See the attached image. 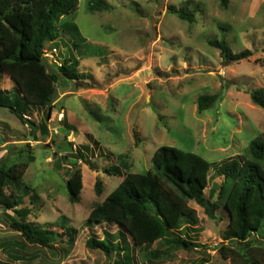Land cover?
Wrapping results in <instances>:
<instances>
[{
	"label": "rangeland",
	"instance_id": "obj_1",
	"mask_svg": "<svg viewBox=\"0 0 264 264\" xmlns=\"http://www.w3.org/2000/svg\"><path fill=\"white\" fill-rule=\"evenodd\" d=\"M106 1L111 9L89 12L86 0H77L63 21L74 23L78 34L65 30L44 45L48 70L75 58L78 71L87 75L85 83L59 77L48 105L27 108V119L45 131L32 132L8 108L0 107V164H26L14 186L22 197L16 208L25 209L26 221L51 223L61 233L48 246L32 243L8 227L0 209V262L229 264L230 259L216 249L221 242L240 254L244 250L241 243L222 240L227 217L221 208L210 219L195 201H187L197 221L183 222L178 233L191 237L198 245L193 249L172 248L163 240L136 246L119 236L116 225L87 227L85 221L90 208L121 180L104 170L116 164L118 154L126 155L130 171L143 172L152 168L151 156L159 145L217 162L245 153L249 141L263 135L264 109L252 102L248 91L264 89V0H229L226 8L218 0ZM183 4L194 13L193 22L168 9ZM221 37L233 52L250 49L252 55L224 59L207 42ZM94 47L100 51L89 54ZM0 88H12L3 71ZM213 93H220L221 99L198 112V95ZM74 167L82 173L78 203L69 202L66 188ZM209 175L205 193L214 191L216 199L223 178ZM96 177L102 181L100 195L94 191ZM6 213L20 219L21 214L12 210ZM60 217L75 229L72 240L57 227ZM104 232L120 243L119 251L109 255L86 246L89 235L101 237ZM249 246L256 249L253 255L264 256V245L256 235L249 237ZM154 249L158 257L149 254ZM232 259L233 264L243 261L240 256Z\"/></svg>",
	"mask_w": 264,
	"mask_h": 264
},
{
	"label": "trees",
	"instance_id": "obj_2",
	"mask_svg": "<svg viewBox=\"0 0 264 264\" xmlns=\"http://www.w3.org/2000/svg\"><path fill=\"white\" fill-rule=\"evenodd\" d=\"M218 1L221 7L228 6L229 0ZM76 2L0 0V72H5L12 81L11 89L0 88V107L8 108L21 122L29 125L32 132L36 128L42 132L45 129L27 119L25 112L29 106L48 105L59 77L75 82L84 80V83L87 78L85 73L78 71L77 59L69 58L48 70V60L44 56L45 43L57 39L61 32L69 30L78 34L74 23L63 21L74 10ZM86 8L94 12L111 9L112 6L106 0H86ZM168 9L183 20L194 21V13L187 4L171 5ZM207 42L218 49L224 59L236 61L252 55L250 49L233 52L224 37L211 38ZM74 45L80 46L77 42ZM87 50L88 47L84 52ZM93 51L99 52L100 48L94 47L88 53H95ZM248 93L252 102L264 109V89L255 88ZM220 99V93L198 95L197 111L209 108ZM133 135L137 142V134L134 132ZM76 156L83 158L78 149ZM125 156L116 155V164L105 167L107 174L119 175L121 180L101 202L90 208L85 221L87 227L103 223L116 225L119 236L128 237L136 246H150L163 240L172 248L193 249L198 245L191 237L178 233L183 222L197 221L195 210L187 204L188 200H193L210 219H215L217 210L221 208L227 217L222 240L243 244V254L223 242L216 247L223 258L230 259L229 264H233L232 256L242 257L241 264H264V256L253 255L251 252L256 249L249 246L251 235H256L264 245V133L249 141L245 153L217 162H209L199 154L174 146L159 145L151 156L152 168L133 172L129 170ZM25 168V163L0 164L1 213L11 230L32 243L48 246L61 233L51 223L39 225L26 221L25 209L16 208L22 203V197L14 186L22 179ZM90 169L95 170V167L90 164ZM209 172L223 178L216 199H213L214 191L205 193ZM7 188L9 192H6ZM66 188L69 202L78 203L82 189V173L78 167H74L68 176ZM94 191L97 195L102 192L99 177L95 179ZM6 210L21 214L20 219L9 215ZM57 223L68 240H72L75 229L66 225L64 217H60ZM85 244L109 255L121 248L108 232L101 237L89 235ZM149 254L159 256L157 249Z\"/></svg>",
	"mask_w": 264,
	"mask_h": 264
},
{
	"label": "built area",
	"instance_id": "obj_3",
	"mask_svg": "<svg viewBox=\"0 0 264 264\" xmlns=\"http://www.w3.org/2000/svg\"><path fill=\"white\" fill-rule=\"evenodd\" d=\"M44 56L46 57V54H45V52H44ZM47 58V57H46Z\"/></svg>",
	"mask_w": 264,
	"mask_h": 264
},
{
	"label": "clouds",
	"instance_id": "obj_4",
	"mask_svg": "<svg viewBox=\"0 0 264 264\" xmlns=\"http://www.w3.org/2000/svg\"><path fill=\"white\" fill-rule=\"evenodd\" d=\"M11 80V79H10ZM12 82V81H11Z\"/></svg>",
	"mask_w": 264,
	"mask_h": 264
}]
</instances>
